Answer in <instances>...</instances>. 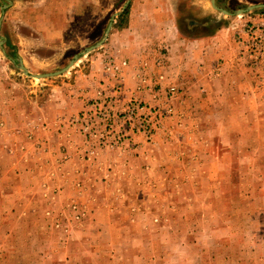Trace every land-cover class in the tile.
I'll use <instances>...</instances> for the list:
<instances>
[{"label":"rangeland","instance_id":"rangeland-1","mask_svg":"<svg viewBox=\"0 0 264 264\" xmlns=\"http://www.w3.org/2000/svg\"><path fill=\"white\" fill-rule=\"evenodd\" d=\"M20 1L0 0V82L22 108L44 106L53 117L64 107L67 114L49 153L32 145L33 155L50 162L40 194L5 195L0 181V264H264V46L250 57L247 32L264 20V8L192 15V36L243 31L232 38L240 48L229 60L233 68L192 56L190 85L170 80V71L139 70L128 86L124 63L107 56L101 66L91 58L103 44L81 54L111 18L120 25L116 14L126 0L95 28L87 22V34L66 37L54 58L37 46L43 38L24 43L18 35L30 24ZM256 4L264 0L215 2L232 11ZM75 55L69 70L52 77L32 78L17 67L20 59L30 74L50 73ZM78 87L83 95L72 94ZM38 129L27 138L47 130Z\"/></svg>","mask_w":264,"mask_h":264},{"label":"crops","instance_id":"crops-1","mask_svg":"<svg viewBox=\"0 0 264 264\" xmlns=\"http://www.w3.org/2000/svg\"><path fill=\"white\" fill-rule=\"evenodd\" d=\"M103 1L106 0H21V5L24 4L22 6L28 4L27 13L30 24L29 31H19L20 34H17L22 37L24 43L34 42L35 37H40L41 40L43 38L42 45L37 46H43L48 50L45 58H54L56 52L61 50L60 44L65 43L66 37L87 34V22L93 21L92 26L97 24L118 3V0H108L107 4ZM199 2L206 3L208 6L198 5ZM15 4L14 1L13 7ZM211 9L213 8L210 0H129L123 11L116 15L120 25L117 26L116 20H113L101 50L91 58L100 65L103 58L107 56L112 57L120 67L124 63L123 78L128 86L135 83V76L139 70L140 74L149 76L150 72L154 71L156 73L170 71V80L179 85L186 83L190 85L192 84V56L213 68L216 67L214 63H217L220 58L223 61L220 64L222 69L233 68L229 60L232 58L234 60V57L237 60L240 48L234 44L232 38L235 33L239 34L243 31L220 29L192 36V29L198 30V26H195L196 22L192 23V15L206 18L211 15ZM20 12H23L22 16L26 13ZM2 14L1 18L4 22L7 20L8 11H3ZM17 17L15 14L10 15L12 20ZM42 20H46L44 25ZM4 39L1 37L0 41ZM28 50L34 51L31 48ZM64 50L67 49L64 48ZM236 64H239L241 68L240 62L236 61ZM234 66L237 72V65ZM215 69L210 73H215ZM92 78L89 76L92 81L96 78L100 79L98 76L94 80ZM79 90V93L72 94L83 95L85 89L78 87ZM11 93V90L0 82V149H6V152L10 150L9 154L6 153L0 157V181L3 182L5 195L35 196L41 192L38 183L42 176H45L50 162L48 163L44 156L33 155L32 145L47 146L49 153L54 146V141H57L58 136L55 135L57 129L60 125H66L61 119L66 116L67 110L63 109L64 107L57 109L53 117V111L48 112L44 106L34 107L30 111V109L22 108L20 101H17L19 97ZM66 98L63 93H60L58 99L65 102ZM37 118H39L38 121ZM43 119H45L47 130L44 133L40 132L38 137L40 140L36 139V136L27 138L32 128L45 129L41 127L43 124L39 123ZM58 119L59 122L55 121ZM65 159L67 160H64L62 165L68 166L72 159L69 156ZM35 188L37 190H33ZM19 206L21 205H17L16 208ZM30 209L37 211V206L33 208L30 205ZM35 237H39L37 231Z\"/></svg>","mask_w":264,"mask_h":264},{"label":"water","instance_id":"water-1","mask_svg":"<svg viewBox=\"0 0 264 264\" xmlns=\"http://www.w3.org/2000/svg\"><path fill=\"white\" fill-rule=\"evenodd\" d=\"M129 0H126V2L124 3V6L122 9L125 8L126 4L128 3ZM211 2V5L214 9H216L217 11H220L222 14L224 15H242L243 13L245 12H248V11H251L253 9H256V8H264V4H256V5H249V6H246L242 9H238V10H235V11H232L230 9H228L226 6H223V8L221 7H217L215 5V0H210ZM4 11V7H2L1 9V12L3 13ZM120 13V12H119ZM119 13H117L116 15H118ZM112 21H113V18L110 19L105 31H104V34H103V37L97 41L96 43H94L93 45H91L90 47H87L85 48L81 54H86L88 52H90L91 50L97 48L98 46L102 45V43L106 40L107 36H108V33H109V30L111 28V25H112ZM1 43L3 42L2 40L0 41ZM78 58V55H75L73 56V58L64 66L62 67L60 70L58 71H54V72H50V73H41V74H30L28 72V70L22 65V61L20 59H18V64H17V67L19 69H21L23 71V74L26 75V76H30L32 78H36V79H41V78H46V77H52V76H55V75H59L67 70H69L76 62Z\"/></svg>","mask_w":264,"mask_h":264},{"label":"built area","instance_id":"built-area-1","mask_svg":"<svg viewBox=\"0 0 264 264\" xmlns=\"http://www.w3.org/2000/svg\"><path fill=\"white\" fill-rule=\"evenodd\" d=\"M247 32L252 34L253 39L250 44V57L256 56L257 47L264 46V20H260L256 25L250 26L247 29ZM174 90V88H170Z\"/></svg>","mask_w":264,"mask_h":264}]
</instances>
